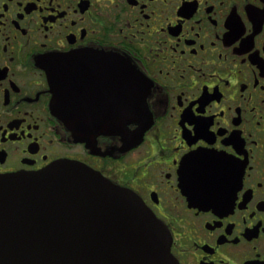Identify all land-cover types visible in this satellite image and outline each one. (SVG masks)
<instances>
[{
    "label": "flooded vegetation",
    "instance_id": "flooded-vegetation-1",
    "mask_svg": "<svg viewBox=\"0 0 264 264\" xmlns=\"http://www.w3.org/2000/svg\"><path fill=\"white\" fill-rule=\"evenodd\" d=\"M61 160L136 192L179 264H264V0H0V176Z\"/></svg>",
    "mask_w": 264,
    "mask_h": 264
},
{
    "label": "water",
    "instance_id": "water-1",
    "mask_svg": "<svg viewBox=\"0 0 264 264\" xmlns=\"http://www.w3.org/2000/svg\"><path fill=\"white\" fill-rule=\"evenodd\" d=\"M136 71L127 59V80ZM47 72L55 80V70ZM135 120L144 125L126 137L139 142L149 119ZM0 264L179 263L167 228L136 192L61 160L0 176Z\"/></svg>",
    "mask_w": 264,
    "mask_h": 264
},
{
    "label": "snow or ice",
    "instance_id": "snow-or-ice-1",
    "mask_svg": "<svg viewBox=\"0 0 264 264\" xmlns=\"http://www.w3.org/2000/svg\"><path fill=\"white\" fill-rule=\"evenodd\" d=\"M199 155L198 153H193V156H197ZM216 156L219 157L220 159L224 160V161H228L231 159V157H227V156H224L223 153H216ZM191 159V158H189Z\"/></svg>",
    "mask_w": 264,
    "mask_h": 264
}]
</instances>
